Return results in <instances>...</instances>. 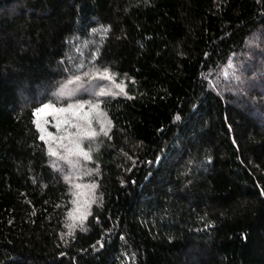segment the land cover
Here are the masks:
<instances>
[{"label": "trees", "instance_id": "trees-1", "mask_svg": "<svg viewBox=\"0 0 264 264\" xmlns=\"http://www.w3.org/2000/svg\"><path fill=\"white\" fill-rule=\"evenodd\" d=\"M0 264H264V0H0Z\"/></svg>", "mask_w": 264, "mask_h": 264}, {"label": "rangeland", "instance_id": "rangeland-1", "mask_svg": "<svg viewBox=\"0 0 264 264\" xmlns=\"http://www.w3.org/2000/svg\"><path fill=\"white\" fill-rule=\"evenodd\" d=\"M57 92V93H56ZM55 94L53 93H48L47 96H52L54 97L53 100H59L60 98H66L64 97L65 95H68L69 93H71L70 89L68 90L67 87H64L62 88V93H61V90H56ZM111 92V91H110ZM56 94H59V95H56ZM73 95V94H72ZM86 107L80 111V115L81 116H85L87 115L89 118H90V124L89 123H86L84 120L82 119H78L76 117H73L72 114H69V115H65L67 117L68 120L71 121L72 124H79L81 125V128L80 129H77V128H74L72 127L70 124V127L71 129L77 133L78 131L80 132V137L81 138H84V133H86L87 131H98L99 129H104L106 126L107 127V120L105 119V116H103L102 112L96 108L94 110H92L89 105H94L92 103H86ZM48 111L52 112V108L51 109H48ZM73 132V133H74ZM74 133V134H75ZM56 138V137H55ZM75 138H69L67 140H63L62 139V142H65V143H69V145L71 146V142L74 140ZM66 149H68L66 147ZM57 155L56 157H58V159H60L59 161H63V159L59 158V157H62L63 155L65 156H69L66 151H61V150H58L56 151ZM55 157V156H54ZM57 159V158H56ZM66 164H69L66 166ZM71 161L70 162H67L65 163V167H69V169H74V171L71 170V176H67V183L69 186L72 187V193H71V197H72V203H73V207H78L80 206V204H83V202L85 201V199L87 198V194H88V187H86L81 181V179H78L76 180V175H77V171H75V166H71ZM80 177H82L81 175H79Z\"/></svg>", "mask_w": 264, "mask_h": 264}, {"label": "snow or ice", "instance_id": "snow-or-ice-1", "mask_svg": "<svg viewBox=\"0 0 264 264\" xmlns=\"http://www.w3.org/2000/svg\"><path fill=\"white\" fill-rule=\"evenodd\" d=\"M103 76L106 79H112L111 75L107 72V70H105V73L103 74ZM77 79H79V77H77ZM117 87L120 88L121 92H123V87L121 85H117ZM106 94H108V93L103 92V91H101L99 93V95H106ZM52 107H54V106H52V105H44L40 109L35 110V113L34 114L44 113L46 110H48L49 108H52ZM89 107L92 110H94V109L98 108V105H89ZM83 108H84V105L83 104L69 105L68 108H66V109H57V111H59V112H71L72 115H73V117H76L78 119H82L86 123H89L90 124V118L87 115H85V116H81L80 115V111H82ZM64 123H68L72 127L77 128V129H80L81 128V125H79V124H72L70 120H66V121H64ZM37 126L39 127V125H37ZM106 134L107 133L105 132V135ZM49 135H51V134H49ZM76 135L77 136H80V132L78 131L76 133ZM95 135H96V133L94 131H90L89 130L86 133H84V138H94ZM43 138L44 137L42 136L41 139H43ZM73 143H75L76 149H79V143H78V141H73ZM68 151L72 155H82L84 157V159H90L91 158L87 152H83V151H79V150L73 151L72 149H69ZM50 155L56 156L57 153L55 151H51L50 152ZM61 159H67V157H61Z\"/></svg>", "mask_w": 264, "mask_h": 264}]
</instances>
